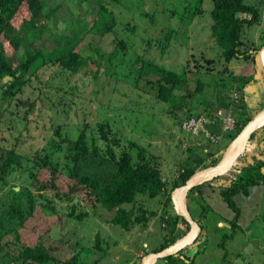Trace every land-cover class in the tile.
<instances>
[{
	"label": "rangeland",
	"instance_id": "rangeland-1",
	"mask_svg": "<svg viewBox=\"0 0 264 264\" xmlns=\"http://www.w3.org/2000/svg\"><path fill=\"white\" fill-rule=\"evenodd\" d=\"M44 1L48 4L45 14L51 17L47 27L39 29L42 37L38 44L48 52L54 49L62 30L86 28L87 23L91 27L99 21L98 3L114 14L117 26L105 36L88 31L82 35L86 50L99 68L97 77L89 67L74 74L60 65L47 64L33 68L23 91L14 97L4 94L9 79L0 83V152L14 150L24 156L22 168L12 167L7 182L0 184V237L4 233L0 238V264H22L20 254L25 247L39 244L57 260L48 264H73L74 258L76 264H134L135 256L139 255L137 262L141 261L169 234L161 220L164 198L139 195L136 206L156 211L158 216L147 228L137 226L126 231L112 222L117 210L109 212L101 205L92 208L86 191H80L74 200L75 211L74 204L61 201L53 189L38 191L35 175L38 173L40 182L50 181L51 176L37 163L50 159L53 165H59L57 185L62 193H68L75 181L68 179V170H63L67 147L69 141H76L86 131L89 142L95 141L103 152L108 145L119 156L129 149L134 164L139 149L145 148L147 161L161 170L172 188L186 163L216 151L210 142L183 131L179 121L185 113L192 109L193 114L208 116L230 107L237 113L241 100L246 99L238 90L242 78L253 77L251 85L255 89L248 96L255 103L264 101V79L254 73L252 61H224L211 30L212 0H204L202 14L193 12L196 0ZM245 2L257 6L261 15L259 23L246 27L242 36L245 48L254 52L264 43V0ZM80 18L84 20L78 21ZM109 19L108 15L100 20L103 23ZM168 37L171 41L162 49ZM121 40L126 49L119 44ZM143 62L187 75L188 85L176 92V100L182 99L183 106L185 103L183 110L157 99V87L147 84L154 76L139 78ZM199 82L203 88L196 92ZM235 91L238 102L233 100ZM187 93L192 95L182 98ZM204 197L202 201L198 195L197 202L190 204L192 215L205 230L200 243L187 253L192 256L197 250L203 252L197 264H264V185L251 188L248 197H235L242 210V230L235 232L225 248L221 246L223 237L232 233L230 221L235 213L219 190L208 189ZM31 206L36 209L28 218ZM203 207L207 209L201 218ZM18 211L28 218L24 228L19 225ZM85 213L88 217L83 221L74 218ZM12 257L18 260H10ZM161 260L156 263L164 264Z\"/></svg>",
	"mask_w": 264,
	"mask_h": 264
},
{
	"label": "trees",
	"instance_id": "trees-1",
	"mask_svg": "<svg viewBox=\"0 0 264 264\" xmlns=\"http://www.w3.org/2000/svg\"><path fill=\"white\" fill-rule=\"evenodd\" d=\"M212 1V35L222 51L224 61L227 63L233 60L252 61L256 71H258L257 54L264 43L253 52L245 48L246 45L242 36L246 27H252L259 23L261 18L259 8L255 5L246 4L245 0ZM203 3L204 0H196L193 5L195 14H197L196 12L203 13ZM98 5H100L99 18L109 15V20L103 23L100 19L99 21L96 20L91 27L87 23L86 28L73 27L62 30L56 40L57 42H55L54 49L48 52L38 44L42 37L39 29L47 27V20L51 17L45 14L48 4L44 0H0V83L5 79H9L5 84V96L14 97L17 93L22 92L29 72L33 68L38 69L47 64L60 65L74 74H78L89 67V71H93L97 77L99 68L86 50L82 35L88 31L105 36L114 32L117 26L114 14L105 5L99 3ZM187 11L185 9V12ZM77 20L81 21L84 18ZM170 41L171 39L168 37L166 45L161 46V48L165 49ZM119 44L123 49L127 48L124 41L121 40ZM150 76H154V79L147 81V84L157 87L156 96L160 102L169 103L176 110L185 108V103L184 106L182 105V99L176 100V92L188 85L186 74H178L152 62H143L139 71V78ZM242 79V86L238 90L244 97L248 95L246 89L254 82V79L252 76L243 77ZM202 88L203 85L199 82L196 92H200ZM190 95L192 94L187 93L182 98H188ZM262 110H264V101L255 103L254 101L246 102L242 99L238 112H234L237 116L236 129L226 133L223 142H210V145L216 149L215 152L210 151L203 157L198 155L195 161L186 163L172 188H170V182L162 176L161 170L147 161L145 148L139 149L138 160L134 164L129 149L123 151L119 156L117 151L108 145L106 151L103 152L95 141L92 144L89 142L86 131H83L76 141H69L67 147V163L63 170H68V179L75 181L74 185L69 186L68 193L60 191L57 185L60 168L59 165H53L50 159L42 160L37 165L39 169L49 170L51 180L40 182L38 173L33 180L39 184L36 187L38 191L44 192L53 189L55 195L61 201L74 204L72 205L74 211V206H77L74 200L79 192H88L92 201V208L101 205L109 212L117 210L112 222L126 231H131L137 226L147 228L152 219L158 216L156 211H150L143 206H136L139 195L147 194L152 199L163 197L161 220L169 234L164 237L161 246L153 250V252H159L174 245L179 239L187 235L191 229L190 224L175 209L172 192L184 185L195 173L216 166L223 158L231 142ZM192 111L191 109L186 112L185 118L179 121L181 127L185 120L202 115L198 112L193 114ZM28 112L30 113L31 109ZM215 130L219 132V129ZM249 148L252 151L249 152ZM248 156L251 157L250 160L247 158ZM23 158L24 156L17 155L14 150L8 153L0 152V184L7 182V176L12 167L22 168ZM261 185H264V127L252 134L244 153L229 173L200 185L189 193V209L191 211V202H197V199L195 200L196 196L199 195L202 201H205L204 195L208 189L219 190L221 198L235 213V217L230 221L233 231L223 237L221 246L225 248L228 240L235 236V232L238 229L242 230L239 224L242 210L235 201V197L238 195L248 197L251 188ZM125 205H131V207L125 208ZM196 205L200 206V203ZM42 208L50 209L45 205H42ZM35 209L34 206L30 207L28 218L33 215ZM206 209V207H203L200 214L201 218L206 214ZM17 215L19 225L24 228L28 218H25L19 211ZM70 216L73 217V215ZM87 217L88 214L85 213L74 218L83 221ZM201 226L203 232L205 227L202 223ZM3 235L4 233L1 234V237ZM17 237L19 238V235ZM100 239L101 235L99 233L96 235L97 242ZM198 243H200L199 238L193 245ZM191 246L161 261L164 264H197L196 260L203 252L197 250L190 256V252H187ZM0 249L2 248L0 247ZM20 255L22 264H48L50 261H57L42 244L34 248L27 246ZM10 260L17 261L18 258L12 257ZM73 260V264H76V258ZM141 262L142 260L135 264H141Z\"/></svg>",
	"mask_w": 264,
	"mask_h": 264
},
{
	"label": "water",
	"instance_id": "water-1",
	"mask_svg": "<svg viewBox=\"0 0 264 264\" xmlns=\"http://www.w3.org/2000/svg\"><path fill=\"white\" fill-rule=\"evenodd\" d=\"M257 60L264 70V46L258 51ZM264 127V110L258 113L231 142L221 161L214 167L195 173L184 185L172 192L175 209L190 224V232L179 239L174 245L159 251L150 252L143 257L141 264H156L160 259L173 256L193 245L202 233L201 223L196 220L189 209L188 195L196 187L229 173L239 157L244 153L252 134Z\"/></svg>",
	"mask_w": 264,
	"mask_h": 264
},
{
	"label": "built area",
	"instance_id": "built-area-1",
	"mask_svg": "<svg viewBox=\"0 0 264 264\" xmlns=\"http://www.w3.org/2000/svg\"><path fill=\"white\" fill-rule=\"evenodd\" d=\"M232 96L233 100L238 102V92L235 91ZM230 108H219L211 116H193L183 122L182 129L187 134L194 136V138H201L211 143H219L224 139L226 133L234 131L237 126V116L234 114V110ZM215 129H219V132Z\"/></svg>",
	"mask_w": 264,
	"mask_h": 264
},
{
	"label": "crops",
	"instance_id": "crops-1",
	"mask_svg": "<svg viewBox=\"0 0 264 264\" xmlns=\"http://www.w3.org/2000/svg\"><path fill=\"white\" fill-rule=\"evenodd\" d=\"M253 72H254V69H253V71H252V74H253ZM254 73H256V75H257V77H259V78H262L263 77V79H264V70L259 66V69H258V71H256V69H255V72ZM249 76H251V74L249 75ZM248 76V77H249ZM255 89V87H252V85H250L247 89H246V92L247 93H250V91H252V90H254ZM244 98H246L245 99V101L246 102H251L252 101V98H251V96H248V95H245L244 96ZM126 248H127V246H126ZM135 253V252H134ZM136 254V253H135ZM139 255H137V257L135 256V258H134V260H132V261H134V264L137 262V258H139L138 257ZM117 259H118V257H116ZM139 262V261H138Z\"/></svg>",
	"mask_w": 264,
	"mask_h": 264
}]
</instances>
